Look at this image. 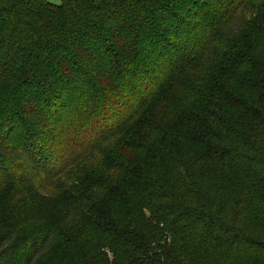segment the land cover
I'll list each match as a JSON object with an SVG mask.
<instances>
[{"label":"trees","instance_id":"obj_1","mask_svg":"<svg viewBox=\"0 0 264 264\" xmlns=\"http://www.w3.org/2000/svg\"><path fill=\"white\" fill-rule=\"evenodd\" d=\"M0 264H264V0H0Z\"/></svg>","mask_w":264,"mask_h":264},{"label":"rangeland","instance_id":"obj_2","mask_svg":"<svg viewBox=\"0 0 264 264\" xmlns=\"http://www.w3.org/2000/svg\"><path fill=\"white\" fill-rule=\"evenodd\" d=\"M52 3L56 4V5H60L62 3V0H49Z\"/></svg>","mask_w":264,"mask_h":264}]
</instances>
